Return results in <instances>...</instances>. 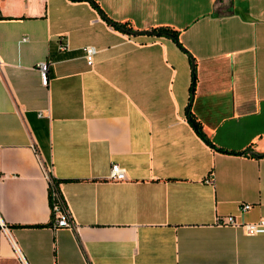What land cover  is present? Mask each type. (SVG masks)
<instances>
[{
    "label": "crops",
    "instance_id": "crops-1",
    "mask_svg": "<svg viewBox=\"0 0 264 264\" xmlns=\"http://www.w3.org/2000/svg\"><path fill=\"white\" fill-rule=\"evenodd\" d=\"M263 154L264 0H0V264H264Z\"/></svg>",
    "mask_w": 264,
    "mask_h": 264
},
{
    "label": "built area",
    "instance_id": "built-area-1",
    "mask_svg": "<svg viewBox=\"0 0 264 264\" xmlns=\"http://www.w3.org/2000/svg\"><path fill=\"white\" fill-rule=\"evenodd\" d=\"M22 40H27V37H24ZM62 49H66L65 46ZM85 56L88 61V64L93 65L95 61V55L97 53V48L93 45H88L84 47ZM38 69L40 71L41 80L44 85H48L50 82L49 71H50V62L42 61L38 64ZM40 115H43L40 113ZM46 174L49 179L50 186V203L54 215V225L56 228H73L74 222L68 208L66 199L59 187V180L52 174L51 168H46ZM126 168L121 166L118 163H113L110 170L109 179L111 180H125L127 179ZM252 207L251 203H243L240 205L242 211L249 210ZM223 223L231 224L234 226H241L243 230L249 235H256L264 233V216L255 222L239 223L236 221L235 217L230 215L222 220ZM0 223H4L0 218ZM16 253L23 264H28L24 255L19 250V248L14 245Z\"/></svg>",
    "mask_w": 264,
    "mask_h": 264
},
{
    "label": "trees",
    "instance_id": "trees-1",
    "mask_svg": "<svg viewBox=\"0 0 264 264\" xmlns=\"http://www.w3.org/2000/svg\"><path fill=\"white\" fill-rule=\"evenodd\" d=\"M117 26H124L127 27L126 24H116ZM155 31L158 32H170L173 35L175 34V30L171 29V28H166V27H160L158 29H155ZM195 83H196V72H195V68L193 70V78H192V84H191V89L192 92L195 88ZM189 121L190 123L193 125V127L195 128V130L197 131V133L200 135V137L202 139H204L207 143H209L210 145L218 148L219 150L223 151V148L217 147L210 139L209 137L206 135V133L204 132V129L202 127V123L196 118V116L191 112H189ZM231 153H238L241 154L242 152H237V151H231ZM264 155V154H263Z\"/></svg>",
    "mask_w": 264,
    "mask_h": 264
},
{
    "label": "water",
    "instance_id": "water-1",
    "mask_svg": "<svg viewBox=\"0 0 264 264\" xmlns=\"http://www.w3.org/2000/svg\"><path fill=\"white\" fill-rule=\"evenodd\" d=\"M120 28H122V29H124L126 32H128V33H130V34H134V35H137V34L143 33V32H141V31H136V30H132V29H130V28H126V27H124V26H120ZM144 32H146V33H152V34H157V35L168 34V35H171V36L174 37V35H173L172 33H170V32H158V31H151V30H147V31H144ZM193 68H195L194 63H193ZM193 97H194V90H193V92H192V99H193ZM192 99H191V101H192ZM188 110H190V105L188 106Z\"/></svg>",
    "mask_w": 264,
    "mask_h": 264
}]
</instances>
